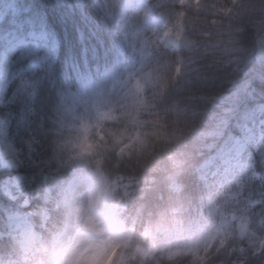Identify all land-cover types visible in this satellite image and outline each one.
Instances as JSON below:
<instances>
[{"label":"trees","instance_id":"trees-1","mask_svg":"<svg viewBox=\"0 0 264 264\" xmlns=\"http://www.w3.org/2000/svg\"><path fill=\"white\" fill-rule=\"evenodd\" d=\"M158 2L166 17L179 9L175 0ZM102 5L0 0V131L11 146L10 155L0 153V232L15 216L29 225L33 211L44 215L45 187L65 176L55 160L88 105L122 87V66L152 58L153 48L137 53L113 39ZM228 5L204 0L199 11L187 9L185 40L159 50L158 106L173 114L177 142L195 157L180 177L190 206L216 231L244 234L232 240L226 264H264V245L253 235L264 232V16L240 17ZM102 66L113 71L97 80ZM236 140L244 145L234 156ZM146 196L153 201L156 191Z\"/></svg>","mask_w":264,"mask_h":264},{"label":"clouds","instance_id":"clouds-1","mask_svg":"<svg viewBox=\"0 0 264 264\" xmlns=\"http://www.w3.org/2000/svg\"><path fill=\"white\" fill-rule=\"evenodd\" d=\"M175 2L178 11L166 17L158 0H103L113 39L137 53L153 48L152 58L122 66V87L88 105L78 134L55 160L65 176L45 187L44 215L33 211L26 230L0 232V257L8 258L0 264H226L236 251L232 240L244 234L216 231L186 200L180 177L195 157L177 142L173 114L158 106L159 50L185 40L187 9L204 4ZM228 9L264 16V0H229ZM112 71L94 70L97 80ZM149 191H156L153 201ZM253 235L264 245V232Z\"/></svg>","mask_w":264,"mask_h":264},{"label":"rangeland","instance_id":"rangeland-1","mask_svg":"<svg viewBox=\"0 0 264 264\" xmlns=\"http://www.w3.org/2000/svg\"><path fill=\"white\" fill-rule=\"evenodd\" d=\"M0 127H2V125H0ZM242 146H243V143L237 141V143H235V145L233 146V150L231 152L234 155H236L240 151ZM2 148L4 149L6 154L11 153V146L6 141V136H5V132L3 131V128H1V133H0V153L2 151Z\"/></svg>","mask_w":264,"mask_h":264}]
</instances>
